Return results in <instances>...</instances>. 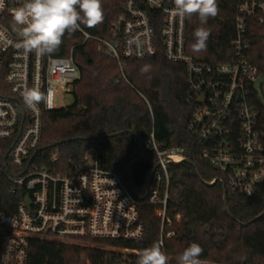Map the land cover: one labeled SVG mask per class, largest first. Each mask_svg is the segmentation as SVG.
<instances>
[{"label": "built area", "instance_id": "built-area-1", "mask_svg": "<svg viewBox=\"0 0 264 264\" xmlns=\"http://www.w3.org/2000/svg\"><path fill=\"white\" fill-rule=\"evenodd\" d=\"M22 2L5 0L0 11V174L10 186L8 192L21 197L5 204L12 210L0 208V264H29L33 238L119 241L143 234L138 199L119 172L100 166L95 149H88L84 165L71 173L59 169L57 147L48 151L49 168L39 166L42 160L36 156L43 116L67 105L63 95L71 96L80 78L74 51L87 42H93L96 53L116 61L121 70L127 60L155 54L159 43L166 60L185 68L186 100L194 105L187 130L200 149L198 160L217 174L206 183L219 181L226 191L246 197L264 183V130L253 98L258 97L254 83L264 72L251 58L253 35L264 38V0H236L232 54L217 63L199 62L187 53L186 17L174 13V0H124L107 26L81 25L80 30L65 34L55 53L38 58L15 47L19 26L11 12ZM256 28L260 30L253 32ZM63 44H68V51L57 55ZM37 86L45 94L52 90L51 106L41 103L36 110L27 109L21 93ZM260 91L264 97V83ZM57 95L62 99L59 103ZM151 147L158 167L146 201L156 207L163 225L169 223L167 187L172 174L168 165L187 157L182 147L159 150L154 139ZM158 242L163 244L161 238Z\"/></svg>", "mask_w": 264, "mask_h": 264}, {"label": "trees", "instance_id": "trees-1", "mask_svg": "<svg viewBox=\"0 0 264 264\" xmlns=\"http://www.w3.org/2000/svg\"><path fill=\"white\" fill-rule=\"evenodd\" d=\"M122 1L102 0L104 27L119 13ZM217 4L218 15L203 25L210 30L204 51L191 48L193 33L201 26L198 16L186 17V50L199 62L217 63L232 54L236 0H217ZM252 39V62L264 72V38L255 34ZM67 45L63 44L56 54H66ZM74 62L80 68V78L72 88V102L43 116L36 155L42 160L39 166L49 168L48 151L57 147L59 169L71 173L84 165V153L95 149L100 166L119 172L133 190L144 231L136 240L84 238L68 242L33 238L28 263L85 264L89 260L90 264H136L139 251L161 238L168 264H178L180 254L193 242L203 249L202 264H264V214L251 221L264 212V183L248 197L227 190L226 202L221 182L206 183L217 174L198 160L200 149L187 130L194 105L186 100L184 66L166 60L159 43L155 54L127 60L123 70L116 61L96 53L93 42L75 49ZM145 66L149 70L142 72ZM253 98L264 130L261 103L255 94ZM152 138L159 150L182 147L187 157L168 165L172 174L167 187L169 223L163 225L156 207L146 201L147 179L158 162ZM8 187L0 174L3 211L12 210L5 206L9 201L21 200L10 194ZM164 190L162 182L161 196Z\"/></svg>", "mask_w": 264, "mask_h": 264}, {"label": "clouds", "instance_id": "clouds-1", "mask_svg": "<svg viewBox=\"0 0 264 264\" xmlns=\"http://www.w3.org/2000/svg\"><path fill=\"white\" fill-rule=\"evenodd\" d=\"M174 4L176 15L198 16L201 26L193 33L195 42L191 48L194 52L206 50L210 30L203 25L218 15L217 0H174ZM5 6V0H0V11ZM11 14L19 26L20 40L15 47L26 54L34 53L38 58L55 53L66 33L80 30L81 25L95 27L104 19L102 0H23ZM148 70V66L142 68V72ZM21 95L27 109L36 110L41 103L51 106V89L45 94L38 86L26 87ZM202 253V247L193 242L180 254L178 264H202ZM136 264H168L162 244L155 242L139 251Z\"/></svg>", "mask_w": 264, "mask_h": 264}, {"label": "water", "instance_id": "water-1", "mask_svg": "<svg viewBox=\"0 0 264 264\" xmlns=\"http://www.w3.org/2000/svg\"><path fill=\"white\" fill-rule=\"evenodd\" d=\"M264 83V74H262L254 83V90L256 91L257 95H258V98H259V101L261 103V106H262V112H264V97H262L261 95V91H260V85ZM198 102H201L200 99H198ZM158 167V163L152 168L149 176H148V179H147V191L149 190V187L151 185V182H152V178H153V175L155 174V170L156 168ZM120 169V167H118V170ZM196 173L199 175L198 171L196 170ZM201 175H199V178L201 179L200 177ZM202 180V179H201ZM207 184H212V183H207ZM132 193L134 194L133 190H132ZM135 195V194H134ZM27 202H29V199L28 197L25 198ZM223 200L224 202H226V189L223 188ZM228 213L231 215V213L228 211ZM262 214H264V212H261L260 214H258L257 216H255L251 221L257 219L258 217H260Z\"/></svg>", "mask_w": 264, "mask_h": 264}, {"label": "rangeland", "instance_id": "rangeland-1", "mask_svg": "<svg viewBox=\"0 0 264 264\" xmlns=\"http://www.w3.org/2000/svg\"><path fill=\"white\" fill-rule=\"evenodd\" d=\"M63 99H64V104H69L72 102V96L70 95H63ZM60 101H62L61 97H59L58 95L55 97V102L59 103ZM80 241V240H77ZM210 264V263H209Z\"/></svg>", "mask_w": 264, "mask_h": 264}]
</instances>
